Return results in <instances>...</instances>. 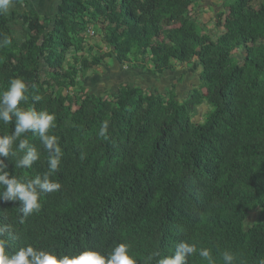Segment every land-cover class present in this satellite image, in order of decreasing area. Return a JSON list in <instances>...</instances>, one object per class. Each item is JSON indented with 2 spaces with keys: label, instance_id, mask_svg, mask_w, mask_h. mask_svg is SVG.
I'll return each instance as SVG.
<instances>
[{
  "label": "trees",
  "instance_id": "obj_1",
  "mask_svg": "<svg viewBox=\"0 0 264 264\" xmlns=\"http://www.w3.org/2000/svg\"><path fill=\"white\" fill-rule=\"evenodd\" d=\"M256 1L227 0L215 42L189 18L192 0H22L21 9L0 15V40H11L0 48V91L22 78L29 99L19 107L55 113L50 134L63 153L52 177L61 188L41 196L38 213L21 222L18 201L0 202V227L11 229L0 237L8 251L32 245L57 255L85 249L106 255L123 242L138 264H155L147 260L151 253L169 255L187 240L210 248L217 264L225 250L235 254L233 264H258L264 257V70H256L264 62V0ZM99 20L107 24L102 42L119 77L131 72L144 76L143 83L99 96L96 87L113 75H92L79 87L84 97L70 103L63 92L78 87L75 75L86 72L87 62L74 59L78 68L63 69L65 56L82 48ZM132 58L140 63L131 68ZM192 61L198 85L182 98L173 86L167 96L153 88L158 79L182 84L188 75L172 64ZM202 105L209 111L194 124L191 113ZM106 119L109 138H99ZM12 127L0 123V135ZM26 138L41 159L31 169H14L9 157L5 163L17 177L47 171V151L31 132ZM253 212L260 221L246 228ZM188 264L206 261L196 254Z\"/></svg>",
  "mask_w": 264,
  "mask_h": 264
},
{
  "label": "clouds",
  "instance_id": "obj_2",
  "mask_svg": "<svg viewBox=\"0 0 264 264\" xmlns=\"http://www.w3.org/2000/svg\"><path fill=\"white\" fill-rule=\"evenodd\" d=\"M12 0H0V15L8 14ZM11 40L4 37L0 40V48L10 45ZM28 86L22 78H13L8 87L0 91V123L12 124L11 134L0 135V202H19L21 222L28 216L41 210V196L58 191L61 184L52 179L59 170L62 160V150L58 137L50 134L56 128V115L47 109L37 111L34 106L21 108V102L27 103ZM32 99L41 100L39 95ZM109 121L101 122L97 133L99 138L108 139ZM31 132L38 137L40 144L47 151V171L33 177L12 175L5 163L13 158L14 169H31L32 165L41 159V154L35 145L29 143L26 134ZM15 145V147H14ZM83 158V154H81ZM10 226L0 227V237L10 231ZM8 241L0 238V264H138L130 254V245L117 243L106 255L102 252L85 249L74 254L57 255L53 251L34 248L32 245L19 247L8 251ZM198 254L206 264H217L212 250L207 247L198 249L196 243L180 240L175 243L174 250L169 255H161L159 251L151 253L147 260H155V264H188L189 258ZM236 256L229 250L220 253L222 264H233ZM258 264H264V257Z\"/></svg>",
  "mask_w": 264,
  "mask_h": 264
},
{
  "label": "rangeland",
  "instance_id": "obj_3",
  "mask_svg": "<svg viewBox=\"0 0 264 264\" xmlns=\"http://www.w3.org/2000/svg\"><path fill=\"white\" fill-rule=\"evenodd\" d=\"M226 2L227 0H192V4L189 6V18L198 26L201 34L209 36L210 39L214 42L220 37V34L223 31V28L217 25V15L226 12V9L224 8V4ZM259 2L260 0L256 1V3ZM174 27H177V25H174ZM91 28L94 34L92 37H89L88 35L85 36L82 48L72 49L65 56L63 69H67L70 66H75L76 68H78L79 64L75 63L74 59H76V62H78L79 60H85L87 62L86 72L82 74L78 71L75 75V80L78 87L63 92L64 95L69 96L70 103H73V101H80L84 97V94H81L79 87H81L85 78H89L92 75H96L98 77H102L106 73H110V75H113V77L110 78L107 83L102 85L100 84L96 87L95 92L99 96L108 95L113 89L120 88L127 82L131 83L134 87H139L143 83L142 79L144 76H139L135 73L133 74L131 72H128L125 77H119V69L113 65L111 57L109 56L110 51L108 47L102 42V32L107 29V24L99 20L97 21L96 26ZM163 29L165 31L166 29H168V26L164 25ZM147 54H149V52H147ZM233 55L239 61V57H243L244 52L241 48H239L234 52ZM129 61H131V68L136 66L135 64L140 63L139 58H132ZM192 63L193 61L181 66L174 63L172 64L178 72L181 69L185 73H187V77H185V75L181 78V80H183L182 84L173 83L171 86H169L165 81L158 79L153 84V88L160 95L167 96V92L170 89L169 87L173 86L174 93L178 98H182L185 89H188L191 85L193 87H196L198 85L196 79L199 68L194 69ZM126 66L127 65L122 68L123 71L127 70ZM144 68L146 69V71L150 70L153 72L150 63H146ZM263 70L264 62L259 65L256 73H261ZM208 111L209 109L206 107V105L195 108L191 113V121L194 124H201L204 121L205 115ZM259 221V214L257 212L251 213L246 219V228Z\"/></svg>",
  "mask_w": 264,
  "mask_h": 264
},
{
  "label": "crops",
  "instance_id": "obj_4",
  "mask_svg": "<svg viewBox=\"0 0 264 264\" xmlns=\"http://www.w3.org/2000/svg\"><path fill=\"white\" fill-rule=\"evenodd\" d=\"M20 1H22V0H12V3H11V5H13L14 3L16 4L17 2V4L15 5H13L12 7H10L11 9H21L22 8V4H21V2ZM28 1H30L31 2V0H28ZM35 1V0H34ZM171 28H176V27H174V25H171Z\"/></svg>",
  "mask_w": 264,
  "mask_h": 264
},
{
  "label": "built area",
  "instance_id": "obj_5",
  "mask_svg": "<svg viewBox=\"0 0 264 264\" xmlns=\"http://www.w3.org/2000/svg\"><path fill=\"white\" fill-rule=\"evenodd\" d=\"M93 31L91 30V29H88V31H87V35L89 36V37H92L93 36Z\"/></svg>",
  "mask_w": 264,
  "mask_h": 264
}]
</instances>
